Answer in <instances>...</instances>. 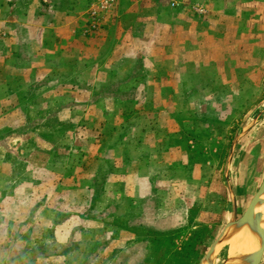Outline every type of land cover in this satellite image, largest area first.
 I'll list each match as a JSON object with an SVG mask.
<instances>
[{
  "label": "rangeland",
  "instance_id": "1",
  "mask_svg": "<svg viewBox=\"0 0 264 264\" xmlns=\"http://www.w3.org/2000/svg\"><path fill=\"white\" fill-rule=\"evenodd\" d=\"M36 4L0 0V264H201L232 150L238 217L264 179V0Z\"/></svg>",
  "mask_w": 264,
  "mask_h": 264
},
{
  "label": "water",
  "instance_id": "2",
  "mask_svg": "<svg viewBox=\"0 0 264 264\" xmlns=\"http://www.w3.org/2000/svg\"><path fill=\"white\" fill-rule=\"evenodd\" d=\"M247 132V131H246ZM245 132V133H246ZM244 133V134H245ZM242 134V135H244ZM241 135V136H242ZM234 153V149L232 150V153L230 155L228 164H227V186L229 189V193L231 195V200L233 204V217L231 221H229L221 233H219L216 240L212 243L209 250L207 251L203 261L201 264H215L217 257L219 256L220 252L226 247L229 246L223 242V239L225 237V233L229 230L231 227H243L244 225H249L252 227L255 231L261 234L262 237V245L261 248L252 255H237L233 256L229 253L227 254V258L224 261L223 264H260L261 260L263 258L264 254V229L261 227L260 223L263 218L262 214L256 213L257 205L259 201L261 200V197L264 195V179L258 188L257 192L252 197L249 205L245 209L244 213L238 217V203L237 198L235 195V192L233 190V187L231 186L230 180H229V170L231 167V161L232 156Z\"/></svg>",
  "mask_w": 264,
  "mask_h": 264
},
{
  "label": "crops",
  "instance_id": "3",
  "mask_svg": "<svg viewBox=\"0 0 264 264\" xmlns=\"http://www.w3.org/2000/svg\"><path fill=\"white\" fill-rule=\"evenodd\" d=\"M41 5L44 7L52 8L51 11L54 12L53 16L60 21H64L63 28L65 31L62 32V35H69L75 33V29L83 26L84 20H86V13L95 1L94 0H39ZM37 0H31V31L32 27L34 28L37 15L40 12V8H37ZM35 4V8L33 5ZM52 23V22H51ZM238 49V44H234ZM229 250V246H228ZM228 254V252H227Z\"/></svg>",
  "mask_w": 264,
  "mask_h": 264
},
{
  "label": "bare ground",
  "instance_id": "4",
  "mask_svg": "<svg viewBox=\"0 0 264 264\" xmlns=\"http://www.w3.org/2000/svg\"><path fill=\"white\" fill-rule=\"evenodd\" d=\"M256 213L262 214L263 218L260 225L264 229V195L261 197V200L257 205ZM232 241H234V245L232 246L230 254L233 256L252 255L256 253L262 245L261 234L249 225L229 228L227 233H225L223 242L229 244Z\"/></svg>",
  "mask_w": 264,
  "mask_h": 264
},
{
  "label": "built area",
  "instance_id": "5",
  "mask_svg": "<svg viewBox=\"0 0 264 264\" xmlns=\"http://www.w3.org/2000/svg\"><path fill=\"white\" fill-rule=\"evenodd\" d=\"M116 0H97V3H94L90 10V15L92 18V28H97L98 20L103 16L102 11L110 9Z\"/></svg>",
  "mask_w": 264,
  "mask_h": 264
}]
</instances>
